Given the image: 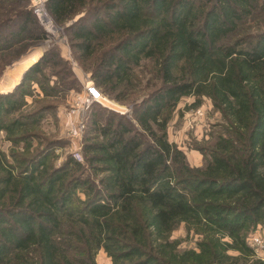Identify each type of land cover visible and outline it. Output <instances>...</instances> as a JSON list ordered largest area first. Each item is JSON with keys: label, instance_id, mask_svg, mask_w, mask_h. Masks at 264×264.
<instances>
[{"label": "trees", "instance_id": "obj_1", "mask_svg": "<svg viewBox=\"0 0 264 264\" xmlns=\"http://www.w3.org/2000/svg\"><path fill=\"white\" fill-rule=\"evenodd\" d=\"M256 1L48 0L106 96L134 98L147 77L143 62L148 93L131 119L92 107L88 168L72 158L56 167L64 142L41 131L78 86L57 48L0 94V133L13 144L0 150V264H97L101 250L112 264H264L250 241L264 229V14L255 16ZM29 5L0 0V53L14 58L45 40ZM35 86L41 97L25 112ZM191 96V108L206 98L222 119L199 146L200 167L168 137ZM182 227L194 246L173 237Z\"/></svg>", "mask_w": 264, "mask_h": 264}, {"label": "rangeland", "instance_id": "obj_2", "mask_svg": "<svg viewBox=\"0 0 264 264\" xmlns=\"http://www.w3.org/2000/svg\"><path fill=\"white\" fill-rule=\"evenodd\" d=\"M256 2L258 8L257 11H255V16H260L264 14V11H262V8L264 7V1L257 0ZM29 8H31V5H29ZM48 13L54 22L55 28L58 30L55 36L48 34V31L45 29V27L39 23L40 27L46 33L45 40L41 41L40 43L33 44L21 55L14 58L11 57L13 52L0 53V67L2 68L0 72V91H5L3 94L12 93L14 91L13 88L20 84L19 82H21L20 80H22V76L26 70H28L27 68L30 63H32L37 58L40 60L48 50L57 48L63 58L70 62L74 75L78 81V86L75 90L70 91L62 102H59L57 116H49L43 121L41 125V131L47 136L55 137L58 141L64 142V146L58 147L55 152V159L53 160V163L56 167H60L64 162L72 158L73 160L82 163L86 168H88L83 153L86 122L84 127L77 128V119L71 116L70 110L74 97L83 93V83L89 77L92 78V74L91 72L86 71L85 68L80 65V63L74 57L70 37L66 30L69 23L60 25L53 19L49 10ZM247 25L256 27L258 25V21L256 18H252L248 20ZM15 49L16 48H14L13 51ZM26 60L29 62L27 66L25 65ZM142 65L147 66V77L144 78V82L137 89L132 91V93L136 95L134 98H130L124 103L118 102L113 98H109L110 100L107 101L110 103V105L104 102L107 107L118 111H124L125 109L129 110V114L126 115L129 117V119L132 118L135 104L134 101H137L143 95L148 93L145 87L148 78H150L149 73L151 70V65L149 62H143ZM136 71L138 74H140L142 70L137 69ZM142 77V75H139V78ZM34 89V95L32 97H27L26 99L28 105L23 110L25 112L32 109L35 106L34 101L41 97L40 89L37 86H35ZM100 90L103 92L102 89ZM195 101L196 98L192 96L182 99L173 115L172 121L169 124L168 137L171 143L177 144L178 147H180L186 153L187 159L192 166L200 167L203 165V155L199 151V146L203 145L205 142L211 141V135L215 131L214 127L220 125L222 123V119L220 113L214 109L210 100L204 98L202 106L199 108H191ZM199 111L201 112L199 113ZM87 119L85 121H87ZM37 145V142H35L33 149H35ZM24 147L25 145L22 144L18 149L20 151H24ZM12 148V142L8 140L7 134L2 131L0 133V150L9 154ZM173 237L175 239L184 240V246H194V241L196 240L187 238V232L184 227L175 232ZM256 237L264 241V229L262 227L258 228L257 232L252 236L250 241L251 246L257 251L258 256L264 257V247L260 248L258 246H253V239ZM190 240H193V243H191ZM96 262L97 264H112L111 260L107 257L103 250L99 251Z\"/></svg>", "mask_w": 264, "mask_h": 264}, {"label": "built area", "instance_id": "obj_3", "mask_svg": "<svg viewBox=\"0 0 264 264\" xmlns=\"http://www.w3.org/2000/svg\"><path fill=\"white\" fill-rule=\"evenodd\" d=\"M31 9L34 15L38 19L39 23L45 27L48 34L55 36L58 32L57 28L54 26V22L50 17L47 10V0H30ZM83 93L74 97L71 105L70 114L77 119V128L84 127L85 120L90 112V109L94 105H100L105 109L114 111L121 115L129 114V110L118 111L107 107L105 101L110 100L95 84L94 80L89 77L84 83ZM201 111H199L200 113ZM253 246H258L260 248L264 247V241L259 238L253 239ZM257 253V251H256Z\"/></svg>", "mask_w": 264, "mask_h": 264}, {"label": "bare ground", "instance_id": "obj_4", "mask_svg": "<svg viewBox=\"0 0 264 264\" xmlns=\"http://www.w3.org/2000/svg\"><path fill=\"white\" fill-rule=\"evenodd\" d=\"M27 62V60H26ZM29 64V62L27 64H25L26 66ZM105 103H107L108 105H110V103L108 101H105Z\"/></svg>", "mask_w": 264, "mask_h": 264}, {"label": "crops", "instance_id": "obj_5", "mask_svg": "<svg viewBox=\"0 0 264 264\" xmlns=\"http://www.w3.org/2000/svg\"><path fill=\"white\" fill-rule=\"evenodd\" d=\"M27 63H28V62H26V64H27ZM30 64H31V63H30ZM22 78H23V76H22ZM22 78H21V79H22ZM20 81H21V80H20ZM19 83H20V82H19ZM16 86H17V85H16ZM16 86H15V87H16ZM15 87H14V88H15ZM14 88H13V89H14ZM0 93H1V91H0ZM2 94H3V93H2Z\"/></svg>", "mask_w": 264, "mask_h": 264}, {"label": "water", "instance_id": "obj_6", "mask_svg": "<svg viewBox=\"0 0 264 264\" xmlns=\"http://www.w3.org/2000/svg\"><path fill=\"white\" fill-rule=\"evenodd\" d=\"M26 56V55H25Z\"/></svg>", "mask_w": 264, "mask_h": 264}]
</instances>
